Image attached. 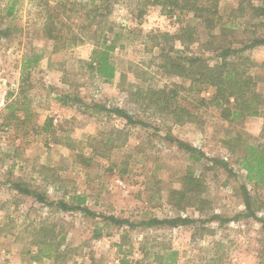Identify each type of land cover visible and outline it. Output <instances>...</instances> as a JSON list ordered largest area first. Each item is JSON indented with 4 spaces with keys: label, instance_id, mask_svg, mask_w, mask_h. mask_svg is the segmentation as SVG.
Segmentation results:
<instances>
[{
    "label": "rangeland",
    "instance_id": "rangeland-1",
    "mask_svg": "<svg viewBox=\"0 0 264 264\" xmlns=\"http://www.w3.org/2000/svg\"><path fill=\"white\" fill-rule=\"evenodd\" d=\"M195 5L204 10L153 0H0V31H7L0 33V264H264V187L240 164L244 142L264 147V103L258 115L225 119L215 87H191L166 70L163 57L199 55L215 64L218 46L233 42L264 101V44L252 46L264 37V15L255 9L261 1ZM223 22L231 31L219 28ZM186 25L193 28L187 46L163 35ZM104 32L117 45L110 81L87 67ZM35 55L41 58L22 75L23 61ZM149 88L167 89L173 108L151 103ZM172 138L205 156L196 160ZM187 174L201 192L178 206L175 191H186ZM61 200L77 208L63 210ZM176 217L194 222H167ZM151 218L164 222L148 225ZM47 233L63 256L32 259Z\"/></svg>",
    "mask_w": 264,
    "mask_h": 264
},
{
    "label": "trees",
    "instance_id": "trees-1",
    "mask_svg": "<svg viewBox=\"0 0 264 264\" xmlns=\"http://www.w3.org/2000/svg\"><path fill=\"white\" fill-rule=\"evenodd\" d=\"M245 1V0H243ZM261 1L260 6L255 5V9L258 13L264 15V0ZM153 3H159L163 7L171 6L173 9L183 10H204L200 8L198 5H195V0H153ZM254 8V5H253ZM14 8L8 9V16L13 15ZM143 13V11H142ZM140 13V16L142 15ZM199 15V14H198ZM53 16H50L46 21V27H49V30L53 32L56 27L54 26V21L52 19ZM228 23L223 22L220 24V29L223 32L231 31L232 27L227 26ZM214 26V21H209L208 26ZM234 26V24H232ZM0 33L6 35L7 31H0ZM165 36H169V39H173L174 37L180 38L182 43L186 44V46L193 41V28L189 25H186V29L183 30L182 33L177 35H170L169 33H163ZM76 42L71 39V42ZM233 42H226L224 45H219L220 48L219 55L221 56V61L215 64H210L207 60L199 55L186 56L183 61L181 58H178L169 53L164 54V66L166 70L170 74H175L177 76L185 77L191 81L190 86L195 87L196 85L203 84V86H213L215 87L216 93L214 94V99H216V106L221 108L222 117L225 119L235 120L237 118H244L250 115H258L261 113L262 108L261 104L264 103L262 99V94L258 93L255 89L257 85V81L254 79V76L248 73V69L243 68L242 66L245 64V60H248L247 57H243L240 55V49L232 48L231 45ZM264 44V37H256L253 39L252 46H257ZM116 39L109 41V37L107 33H101V35H96L95 37V48L92 51L91 57L87 61V67L96 74L102 76L105 80H112L116 76V65L111 59V52L116 48ZM41 58V55H35L33 60L26 59L23 61V71L33 66V64L37 63V61ZM242 59V60H241ZM193 89V88H191ZM151 95L148 94V99L151 103L156 104L158 101L163 105L162 108L171 107V97H169V92L165 88L161 89H148ZM137 91H140L138 88ZM139 93V92H138ZM177 91H175V94ZM153 94L156 96V99L153 97ZM231 97H233V101H231ZM8 109L13 108L12 105H7ZM179 107H175L172 111L177 112ZM181 111H185V109H180ZM119 116H123L127 119L128 122H135L133 117L129 114L125 109H121L119 107H114L109 110ZM186 116L191 118L192 113L186 108ZM50 125L49 123L47 124ZM174 142H177L178 145L184 148L187 152L192 154V157L196 160L201 159L205 156V153L200 149H197L190 145L189 143H185L179 139L172 138ZM237 141L234 143L233 141ZM235 140L231 139L229 144L230 150H235V147L238 145L237 143L242 140L239 136ZM243 152L240 160V164L247 172V179L253 182L255 185H261L264 187V147L262 146H253L249 145L246 142L243 143ZM215 162H221L225 164V161L221 159H214ZM184 178H187L188 181L186 183V191L178 190L175 191L178 193V197L175 200V204L178 206L182 205V201L186 197H189V194L192 193L194 196L199 197V193L201 191L197 190V186H200L201 183L199 180L193 179L191 174L185 175ZM16 188L20 192H24L28 194L30 191L27 189H23L20 185L16 184ZM189 191V192H188ZM192 195V196H193ZM43 200V196L38 197ZM245 200L248 207L252 206V202L256 204V201L253 199L252 195L245 191ZM200 201H203L200 199ZM58 205L63 210H72L74 205H70L67 202L61 200L58 202ZM262 207L261 205L258 208ZM200 210H203L204 207H198ZM111 220L121 224L123 222L129 223L131 226L134 223H131L129 220L117 219L112 216ZM164 221L158 218H151L146 223L148 225L163 223ZM170 224H178L179 222L183 223H191L194 220L190 217H176L171 220H168ZM264 225V220H262ZM100 232L96 233V236H100ZM55 237L49 238V234H44L42 240H39L38 243L42 247H40L37 255L32 256L34 260H40L42 258H53L55 255V260L59 259L63 256V251L59 249V245L56 244L54 246L53 240ZM38 244V245H39ZM55 252V253H53ZM161 252H157V257L164 261L163 256L160 254ZM173 256L177 254V251H172ZM120 264H130L128 259H121ZM174 262V261H173ZM56 264V263H52ZM63 264V263H62ZM170 264V263H169ZM174 264V263H173Z\"/></svg>",
    "mask_w": 264,
    "mask_h": 264
}]
</instances>
